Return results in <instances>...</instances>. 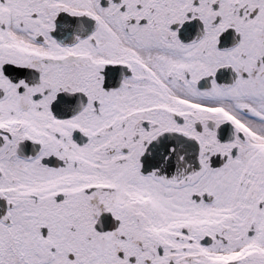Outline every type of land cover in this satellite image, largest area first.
<instances>
[{
  "label": "snow or ice",
  "instance_id": "obj_1",
  "mask_svg": "<svg viewBox=\"0 0 264 264\" xmlns=\"http://www.w3.org/2000/svg\"><path fill=\"white\" fill-rule=\"evenodd\" d=\"M0 264H264V0H0Z\"/></svg>",
  "mask_w": 264,
  "mask_h": 264
}]
</instances>
